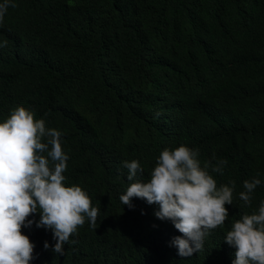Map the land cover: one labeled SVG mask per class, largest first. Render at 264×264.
Masks as SVG:
<instances>
[{"label":"trees","instance_id":"obj_1","mask_svg":"<svg viewBox=\"0 0 264 264\" xmlns=\"http://www.w3.org/2000/svg\"><path fill=\"white\" fill-rule=\"evenodd\" d=\"M12 2L0 24V122L23 106L62 131L65 183L100 209L63 255L51 230L23 228L30 264H232L227 231L264 201V0ZM180 145L198 149L202 166L227 161L210 174L218 187L235 183L228 220L190 257L158 205L119 199L131 183L124 161H139L136 179L147 181L160 153ZM253 177L248 205L239 193Z\"/></svg>","mask_w":264,"mask_h":264},{"label":"clouds","instance_id":"obj_2","mask_svg":"<svg viewBox=\"0 0 264 264\" xmlns=\"http://www.w3.org/2000/svg\"><path fill=\"white\" fill-rule=\"evenodd\" d=\"M10 6H16L12 0L0 3V24ZM63 135L23 106L0 122V264H30L36 258L35 244L22 231L34 223L51 230L52 250L60 255L86 219L96 226L99 207L80 186L65 183L70 157L63 149ZM198 156V149L186 145L165 148L147 181L136 179L144 171L139 161L123 162L131 183L119 197L121 203L131 209L133 198H138L158 205L156 218L171 221L181 234L172 241L181 257L203 250L205 237L228 220L225 206L233 204L235 183L218 187L210 174L223 175L227 161L209 160L202 166ZM257 177L243 182L239 198L245 204H251L253 191L261 184ZM36 213L38 221L29 219ZM224 241L235 248L232 264H264V201L257 212L235 220ZM44 248H49L47 241Z\"/></svg>","mask_w":264,"mask_h":264}]
</instances>
